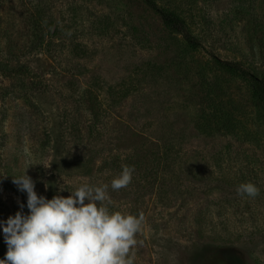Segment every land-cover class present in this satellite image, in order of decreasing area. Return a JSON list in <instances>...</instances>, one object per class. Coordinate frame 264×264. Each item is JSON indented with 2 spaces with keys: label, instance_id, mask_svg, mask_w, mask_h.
I'll return each instance as SVG.
<instances>
[{
  "label": "rangeland",
  "instance_id": "374dc122",
  "mask_svg": "<svg viewBox=\"0 0 264 264\" xmlns=\"http://www.w3.org/2000/svg\"><path fill=\"white\" fill-rule=\"evenodd\" d=\"M156 1L200 48L142 0H0V220L27 214L29 165L47 199L128 165L109 195L145 217L135 264H264V113L211 58L264 75V0Z\"/></svg>",
  "mask_w": 264,
  "mask_h": 264
},
{
  "label": "clouds",
  "instance_id": "9594fccd",
  "mask_svg": "<svg viewBox=\"0 0 264 264\" xmlns=\"http://www.w3.org/2000/svg\"><path fill=\"white\" fill-rule=\"evenodd\" d=\"M29 166L12 177L17 190L26 193L28 212L20 204V211L0 220L7 248L0 264H135L136 236L145 217L111 211L109 195V188L131 184L134 167L124 165L110 185L82 183L67 197L47 199L35 191V181L26 174ZM237 192L251 198L260 194L251 182L240 184Z\"/></svg>",
  "mask_w": 264,
  "mask_h": 264
},
{
  "label": "trees",
  "instance_id": "16d2710c",
  "mask_svg": "<svg viewBox=\"0 0 264 264\" xmlns=\"http://www.w3.org/2000/svg\"><path fill=\"white\" fill-rule=\"evenodd\" d=\"M142 2L160 17L165 26L179 34L191 48H200V39L193 34L178 13L162 7L156 0H142ZM211 58L218 71L240 77L248 83L251 98L261 105L264 113V75L255 73L238 61L222 59L216 55Z\"/></svg>",
  "mask_w": 264,
  "mask_h": 264
}]
</instances>
